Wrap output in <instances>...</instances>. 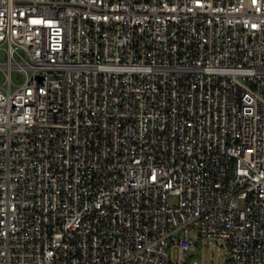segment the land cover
<instances>
[{"label": "built area", "instance_id": "2783aa9c", "mask_svg": "<svg viewBox=\"0 0 264 264\" xmlns=\"http://www.w3.org/2000/svg\"><path fill=\"white\" fill-rule=\"evenodd\" d=\"M1 49L0 264H264V0H0Z\"/></svg>", "mask_w": 264, "mask_h": 264}, {"label": "rangeland", "instance_id": "374dc122", "mask_svg": "<svg viewBox=\"0 0 264 264\" xmlns=\"http://www.w3.org/2000/svg\"><path fill=\"white\" fill-rule=\"evenodd\" d=\"M8 59L6 49L0 50V61L5 62ZM12 76L16 82L23 79V75L19 72H13ZM3 78L0 73V80ZM171 202L176 203L177 197H171ZM227 250L221 247L215 241L203 240L199 241L197 246L187 253V264H226L227 263Z\"/></svg>", "mask_w": 264, "mask_h": 264}]
</instances>
